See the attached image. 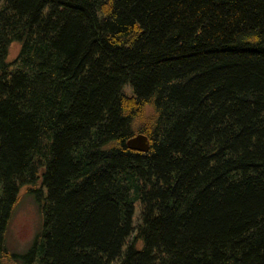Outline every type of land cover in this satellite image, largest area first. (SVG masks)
<instances>
[{
	"label": "trees",
	"instance_id": "16d2710c",
	"mask_svg": "<svg viewBox=\"0 0 264 264\" xmlns=\"http://www.w3.org/2000/svg\"><path fill=\"white\" fill-rule=\"evenodd\" d=\"M0 264H264V0H0Z\"/></svg>",
	"mask_w": 264,
	"mask_h": 264
},
{
	"label": "rangeland",
	"instance_id": "374dc122",
	"mask_svg": "<svg viewBox=\"0 0 264 264\" xmlns=\"http://www.w3.org/2000/svg\"><path fill=\"white\" fill-rule=\"evenodd\" d=\"M20 50V42L11 44L8 50V63L12 64L17 59ZM12 68L14 69V67ZM126 91L130 94V87H127ZM27 190L28 187H23L20 191V202L15 209L6 233V247L11 254L22 255L26 252L41 229L42 214L40 206ZM139 211L140 208L137 207L135 221L138 219Z\"/></svg>",
	"mask_w": 264,
	"mask_h": 264
},
{
	"label": "water",
	"instance_id": "95a60500",
	"mask_svg": "<svg viewBox=\"0 0 264 264\" xmlns=\"http://www.w3.org/2000/svg\"><path fill=\"white\" fill-rule=\"evenodd\" d=\"M127 147L136 152L147 153L150 150V142L145 135L140 134L130 139Z\"/></svg>",
	"mask_w": 264,
	"mask_h": 264
}]
</instances>
